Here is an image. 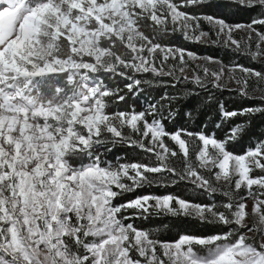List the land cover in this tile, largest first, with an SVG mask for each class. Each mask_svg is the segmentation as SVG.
Here are the masks:
<instances>
[{
	"label": "snow or ice",
	"instance_id": "1",
	"mask_svg": "<svg viewBox=\"0 0 264 264\" xmlns=\"http://www.w3.org/2000/svg\"><path fill=\"white\" fill-rule=\"evenodd\" d=\"M145 85L164 92L137 110ZM191 98L183 116L214 107L222 136L169 129ZM257 118L264 0H0V264H264V138L235 150ZM118 147L141 155L105 158ZM180 184L212 199L128 197ZM167 217L213 233L142 224Z\"/></svg>",
	"mask_w": 264,
	"mask_h": 264
},
{
	"label": "trees",
	"instance_id": "2",
	"mask_svg": "<svg viewBox=\"0 0 264 264\" xmlns=\"http://www.w3.org/2000/svg\"><path fill=\"white\" fill-rule=\"evenodd\" d=\"M252 15H255L253 13ZM249 18L248 13H240L235 19L239 21H246ZM205 30H208L207 26H204ZM165 40H171V42L186 47L189 50L196 52L201 56H215L222 59L225 63L229 62L232 59V53L228 52L223 46L220 45H205L199 43H189L182 36L176 34L173 37H165ZM237 59H239L237 57ZM242 63L248 64V60H241ZM145 87V93L141 94V97H132L129 96L128 104L135 105L137 110H139L143 106V95L150 94L152 98H158L164 92V89L158 86L149 87L147 85ZM169 92H172V89H168ZM227 106L235 107L236 104L230 103L234 98L229 96L228 93H224L221 97ZM197 103L195 98H191L184 103L179 105L180 113L176 116V118L168 122L169 129H173L176 127H188L191 130H199L202 123H206L208 125V129L215 131L217 136H222L224 133V129L227 125H222L221 128H215V122H217L218 117L215 112V108L213 107L211 110L201 108L198 110V115L194 114L192 120H188L183 116V111L185 109H190L194 104ZM124 105L121 104V107ZM264 138V118H257L253 124L250 126V132L247 138H245L242 142L237 143L235 145V150L240 151L245 147L251 146L252 143L257 140ZM141 153L135 149H129L126 147H118L113 152L108 153L106 155V159L113 160L115 157H119L122 161L125 159H131L133 157L140 156ZM168 192H172L177 195H182L185 198L193 199L197 202L204 201L207 202L211 200V197L203 195L199 192L193 191L190 187H186L183 184L176 186H168V187H146L143 189H139L134 193H129L128 197H134L141 193H155L158 195H162ZM125 197V198H128ZM141 223V222H138ZM144 227L148 228H160L162 229V234L164 237L175 238L180 233H188L194 235H209L213 233V226L201 224L195 220L188 218H154L151 221L142 222ZM163 225H167L166 228H163Z\"/></svg>",
	"mask_w": 264,
	"mask_h": 264
},
{
	"label": "rangeland",
	"instance_id": "3",
	"mask_svg": "<svg viewBox=\"0 0 264 264\" xmlns=\"http://www.w3.org/2000/svg\"><path fill=\"white\" fill-rule=\"evenodd\" d=\"M205 26H207V25H205ZM186 41H188V40H186ZM189 43H193V42H191V41H188ZM200 44V43H199Z\"/></svg>",
	"mask_w": 264,
	"mask_h": 264
}]
</instances>
